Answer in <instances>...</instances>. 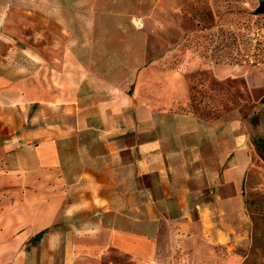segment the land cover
<instances>
[{
    "label": "crops",
    "instance_id": "obj_1",
    "mask_svg": "<svg viewBox=\"0 0 264 264\" xmlns=\"http://www.w3.org/2000/svg\"><path fill=\"white\" fill-rule=\"evenodd\" d=\"M34 15L11 10L0 42V238L44 234L68 264H243L244 122L197 115L158 61L96 72L116 60Z\"/></svg>",
    "mask_w": 264,
    "mask_h": 264
},
{
    "label": "rangeland",
    "instance_id": "obj_2",
    "mask_svg": "<svg viewBox=\"0 0 264 264\" xmlns=\"http://www.w3.org/2000/svg\"><path fill=\"white\" fill-rule=\"evenodd\" d=\"M263 1L0 0V42L11 10L33 12L42 25V19H56L73 29V40L86 43L87 58L116 60L95 62L96 72H137L147 61H158L155 68L186 74L197 115L242 120L252 152L247 149L250 234L243 264H264V13H257ZM17 243L0 238V264H68L61 241L50 242L44 234Z\"/></svg>",
    "mask_w": 264,
    "mask_h": 264
},
{
    "label": "water",
    "instance_id": "obj_3",
    "mask_svg": "<svg viewBox=\"0 0 264 264\" xmlns=\"http://www.w3.org/2000/svg\"><path fill=\"white\" fill-rule=\"evenodd\" d=\"M257 13H259V14L264 13V1L261 2V5L258 8Z\"/></svg>",
    "mask_w": 264,
    "mask_h": 264
},
{
    "label": "trees",
    "instance_id": "obj_4",
    "mask_svg": "<svg viewBox=\"0 0 264 264\" xmlns=\"http://www.w3.org/2000/svg\"><path fill=\"white\" fill-rule=\"evenodd\" d=\"M263 103H264V100H263ZM254 144H255V146L258 148L259 146H258V143L255 141L254 142ZM259 151H260V149H259ZM260 156H261V158L264 160V155L261 153L260 154Z\"/></svg>",
    "mask_w": 264,
    "mask_h": 264
}]
</instances>
